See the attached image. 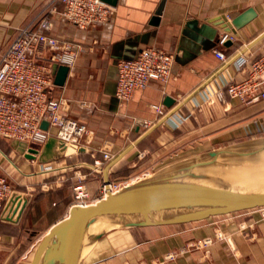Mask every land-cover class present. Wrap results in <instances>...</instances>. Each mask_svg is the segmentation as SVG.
<instances>
[{
    "label": "crops",
    "instance_id": "obj_1",
    "mask_svg": "<svg viewBox=\"0 0 264 264\" xmlns=\"http://www.w3.org/2000/svg\"><path fill=\"white\" fill-rule=\"evenodd\" d=\"M112 6L114 12L108 21L87 29L65 20L59 13L61 4L51 14L55 23L52 33L81 42L87 50L70 68L65 84L54 83L50 87V95L62 100L65 115L89 127L93 145L91 151L76 145L69 153V147L59 146L52 138L31 158L18 151L13 140L8 139L7 144L0 137V170L9 171L25 186V190L15 191L26 201L16 222L3 219L0 212V264H29L41 238L69 215L74 201L69 185L52 190L39 186L57 170L76 169L73 185L83 184L95 201L105 181L123 179L151 167L161 151L165 156L180 147L183 149L179 151L192 147L197 153L264 135V100L246 104L228 93L225 102L216 97L217 89L226 80L246 76L245 71L238 69L236 56L255 58L264 52V0H118ZM51 7L52 0H0V56L20 27ZM248 8H253L256 16L237 33H228L232 36L227 38L228 43H221L226 33L209 19L219 14H239ZM149 45L174 54L170 79L166 83L152 81L136 90L131 99L120 100L116 95L118 62L136 57ZM217 51L230 59L223 62ZM166 97L174 102L167 105ZM160 103L165 105L163 115L151 107ZM154 144H159L160 149L148 154L146 149ZM103 151L112 157L105 160ZM96 156L104 160L100 169L94 164ZM37 187L40 190L34 193ZM249 214L242 218L235 214L216 216L224 217L216 224L212 221L216 217H211L178 225L114 230L83 264H264V221L257 209ZM231 218L237 220L229 222ZM222 229L233 234V240L229 238L232 250L216 242L207 257L194 251L167 260L169 251ZM242 229L248 236L242 234ZM125 230L143 231L146 235L112 253L106 249L100 252L102 246L109 244L110 236ZM32 233L42 236L32 239ZM128 235L125 236L130 238ZM97 252L103 257L94 259Z\"/></svg>",
    "mask_w": 264,
    "mask_h": 264
},
{
    "label": "built area",
    "instance_id": "obj_2",
    "mask_svg": "<svg viewBox=\"0 0 264 264\" xmlns=\"http://www.w3.org/2000/svg\"><path fill=\"white\" fill-rule=\"evenodd\" d=\"M58 4H61L59 13L63 18L79 29L106 22L114 12L113 6L104 0H52V7L20 27L1 54L0 137L25 141L28 147L38 149V153L52 138L64 148L75 144L88 149L92 141L89 127L65 115L62 100L50 95V87L54 84L55 65H61L60 57L70 55L77 61L78 56L87 50L81 42L62 39L52 33L55 23L51 14L58 11ZM227 38L232 36L225 34L220 42L224 43ZM216 55L223 62L230 59L221 51H217ZM173 62L174 54L156 45L142 48L132 59L119 61L117 97L120 100H129L136 90L145 88L152 81L166 83L171 77ZM235 62L238 69L245 71L246 76L241 80H226L217 89L216 97L225 102V93H228L230 97L239 98L246 104L264 100V52L255 58L236 56ZM151 107L161 115L165 113V105L162 103L152 104ZM43 120L49 122L47 129L41 126ZM103 156L105 160L112 157L106 151H103ZM94 161L96 168L103 166L102 158L96 156ZM141 176L105 181L100 189L101 195L95 201H92L83 184H75L73 205L87 206L96 203ZM18 201L26 204L13 189L8 177L0 171V212L10 208L12 214ZM257 210L261 212L264 220V207ZM175 256V253L170 252L167 258Z\"/></svg>",
    "mask_w": 264,
    "mask_h": 264
},
{
    "label": "water",
    "instance_id": "obj_3",
    "mask_svg": "<svg viewBox=\"0 0 264 264\" xmlns=\"http://www.w3.org/2000/svg\"><path fill=\"white\" fill-rule=\"evenodd\" d=\"M116 5L118 0H104ZM256 16L253 8L209 19L226 34L237 33ZM227 40V39H226ZM228 43V40L225 41ZM70 67L55 68L54 83L64 85ZM166 97V104L174 101ZM48 120L42 128L47 129ZM13 146L28 157L38 153L27 142ZM70 149H76L71 145ZM25 202L2 212L19 220ZM264 207V135L200 151L169 163L123 186L96 203L73 205L69 215L41 238L29 264H83L110 232L119 229L178 225ZM11 214V215H10Z\"/></svg>",
    "mask_w": 264,
    "mask_h": 264
},
{
    "label": "rangeland",
    "instance_id": "obj_4",
    "mask_svg": "<svg viewBox=\"0 0 264 264\" xmlns=\"http://www.w3.org/2000/svg\"><path fill=\"white\" fill-rule=\"evenodd\" d=\"M55 67H57V66H55ZM252 137L253 136L241 138V139H238L236 141L225 143L224 145L234 143V142H237V141H240L243 139L252 138ZM2 139H5V141H7V144L10 143V140H8L7 138H2ZM92 143H93V140L91 141L89 146L92 147V145H93ZM160 147L161 146L159 144H154V146L149 145L148 150L146 149V152L148 151L147 152L148 154L149 153L151 154V152L155 153V151L157 152L160 149ZM180 148L183 149L182 147H180ZM180 148H178L177 151L175 150L172 154H167L165 156L163 155V151H161V155L158 156L159 157L158 161L156 163H154V165H152L151 167H148L146 169H139L135 173H131L132 175H130L129 177H135L137 175H142L141 177H143L145 175L151 174L154 171L158 170L159 168H161V167H163L169 163H172L174 161H177L179 159H182L186 156L194 154V152H195L194 151L195 149L192 147L188 148L186 150H183V151H179ZM142 149H144V148H142ZM68 152L70 153V151H68ZM72 152H74V150ZM146 157L147 156H145L144 158H146ZM55 158L57 159V157H55ZM75 170L76 169H71V168H69V169L66 168L64 171L57 170V171H55L54 174H52V176L49 179H45V181L41 182L39 184V186H40V188H43L44 190H52L53 188H61V187H65V186L69 185L71 190H73L74 185H73L72 176H74ZM0 171L8 177V179H9L10 183L12 184V187L14 190H17V191L25 190V186L22 185L21 182H19V180H17L15 177H13L9 171L3 170V169H1ZM143 174H145V175H143ZM37 190H40V189H38V187H37L34 190V193H36ZM248 211L249 212L244 211V212H240V213L235 214V215H239L238 217L241 216L240 218L246 217V216L250 215L249 214L250 210H248ZM257 211H258V213L262 219L261 212L259 210H257ZM222 218H224V217H216V218H213L212 221L214 224H216L218 222V220L221 222L223 220ZM240 218H238V219H240ZM233 220H237V219L231 218L228 221L230 222ZM261 221H264V220L262 219ZM226 222H227V220H226ZM241 232H242V234H244V235L247 234L246 236H248L246 229H242ZM127 234H129L128 236L130 238L125 236ZM130 235H132L133 238ZM145 235H146V232H145V234H143V231L137 232V230H130V231L125 230V232L110 236L109 241L107 242L109 244L108 245L105 244V246H102L100 252L103 251V249H106L105 251L108 254L112 253L115 249H117V247L118 248L123 247L125 244H128L130 242L135 243L140 237H143ZM30 236L32 237V239H37L38 237L42 236V234L41 233H32ZM232 237H233L232 233H227L225 229L224 230L222 229L218 233L216 232V234H214L212 236L205 237V238H203L199 241L193 242V243H188L181 248L171 250L173 253L176 254V256L174 258H167V260L169 261V260H174L176 258L178 259L180 257L187 255V254L194 253V251H201L203 253V255H205V257H207L208 254L210 253L211 246L213 245V243H216V242H220V243L222 242L221 243L222 245L227 246L229 250H232L231 244L229 243L230 242L229 238H231V240H233ZM111 244H115L116 245V246H114L115 248L111 247ZM208 250H209V252L207 253ZM171 251H169V252H171ZM100 252L95 253V255H93L92 257L94 259H97L99 256L103 257V255H101ZM158 262L160 263V261H158Z\"/></svg>",
    "mask_w": 264,
    "mask_h": 264
},
{
    "label": "clouds",
    "instance_id": "obj_5",
    "mask_svg": "<svg viewBox=\"0 0 264 264\" xmlns=\"http://www.w3.org/2000/svg\"><path fill=\"white\" fill-rule=\"evenodd\" d=\"M60 63L65 66L71 67L76 63V58L70 55H64L60 57Z\"/></svg>",
    "mask_w": 264,
    "mask_h": 264
},
{
    "label": "bare ground",
    "instance_id": "obj_6",
    "mask_svg": "<svg viewBox=\"0 0 264 264\" xmlns=\"http://www.w3.org/2000/svg\"><path fill=\"white\" fill-rule=\"evenodd\" d=\"M69 151H70V147H69Z\"/></svg>",
    "mask_w": 264,
    "mask_h": 264
}]
</instances>
